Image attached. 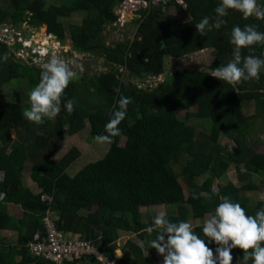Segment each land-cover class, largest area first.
<instances>
[{"label": "trees", "instance_id": "obj_1", "mask_svg": "<svg viewBox=\"0 0 264 264\" xmlns=\"http://www.w3.org/2000/svg\"><path fill=\"white\" fill-rule=\"evenodd\" d=\"M2 1L5 6H0V25L26 22L32 27L45 26L46 33L60 43L64 42L65 34L58 18L85 12L81 22L68 24L72 49L80 55L91 54L96 60L102 59L109 68L92 74L77 71L79 78L64 93L65 100L75 98V111L69 114L62 108L54 119L45 118L33 130H30L33 122L23 116V110L30 107L29 98L24 103L13 101L9 108L0 99V170L11 173L0 180V194L14 202L20 214L9 213L8 202L0 199V229L16 231L18 236L16 243H9L6 248L0 246V264H51L33 257L27 248L36 232L43 233L42 219L47 210L56 216V226L66 236L78 232L109 255L119 247L116 243L119 230L141 233L143 245L126 241L124 248L130 253L118 258L117 264H154L158 252L150 248L149 241L156 232L148 235L149 226L144 227L141 206L163 204L170 208L166 214L174 222H189L213 214L221 202L219 197L224 195L240 203L249 215L264 208L263 200L253 203L240 193L258 190L264 184V179L262 184L253 179L254 175L264 178V152H258L249 137L251 121L264 120V69L259 80L242 82L236 89L208 75L209 69L232 59L234 45L230 37L234 26L255 24L264 32V20L244 19L240 12L229 10L225 25L201 36L195 24L206 15L214 17V9L221 0H183L186 7L171 0L168 4H174L180 14L192 9L193 17L185 22L163 14L167 2L154 6L153 0H144L148 6L137 10L140 19L133 38L105 45L103 33L117 20L114 9L124 0H64L47 8L46 0ZM258 3L264 5V0ZM251 47V52L242 49V55L264 58V45ZM16 48L17 45L0 43V88L14 81L19 88L31 90L39 82L41 66L30 65L14 55ZM205 49L215 50V57L205 71L176 69L166 73L154 86L138 87L124 81V78L142 77L143 71L154 76L162 74L164 55L179 58ZM5 53L9 55L7 61L2 59ZM121 96L133 100L119 125L121 135L108 144L102 157L87 162L73 175L68 174L66 168L78 154L77 148L71 146L58 160L52 156L60 148L63 129L72 135L82 130L87 121L89 141L98 134H106L105 124ZM187 101L194 102L196 108L185 111L182 119L178 112L185 109ZM251 107L253 112L246 114ZM191 117L200 119L202 129L196 138L187 141L183 126ZM12 131L18 143L8 151ZM221 134L237 137L240 142L231 150L220 143ZM183 151L197 159V174L206 176L198 183L193 172L182 169L189 195H185L173 169ZM232 164L238 170L241 184L218 185V194L209 200L214 181ZM27 168L39 192L33 193L24 186L23 172ZM193 191L199 199H192ZM44 195L49 199H43ZM202 227L203 224L193 230L205 238ZM209 246L213 250L216 247L215 243ZM232 253L243 264L242 250L236 248ZM62 264L99 263L83 258Z\"/></svg>", "mask_w": 264, "mask_h": 264}, {"label": "clouds", "instance_id": "obj_2", "mask_svg": "<svg viewBox=\"0 0 264 264\" xmlns=\"http://www.w3.org/2000/svg\"><path fill=\"white\" fill-rule=\"evenodd\" d=\"M229 10L240 12L244 19L254 17L264 20V5L259 4L258 0H221L214 9V17L206 15L195 24L197 33L204 36L206 32L220 29L227 23L224 18L228 16ZM13 26L20 27L21 24ZM230 42L234 45L232 59L226 64L209 69L208 75L228 83L233 89L242 82L259 80L261 70L264 69V58L254 54L242 55V49L248 48L251 52V46L264 45V32L259 31L255 24H245L243 27L237 25L231 30ZM44 43L49 51L53 50L51 45ZM17 46L22 47L21 42ZM39 47L41 46L38 44L36 48L40 50ZM47 54L48 51L43 55H35ZM8 58V53L2 57L4 61ZM78 67L72 61L56 54L42 63L39 82L29 92L30 107L23 110V116L30 122L42 124L45 118L54 119L62 108L69 114L73 113L75 98L65 100L64 93L69 84L79 78L76 70ZM132 102L131 97L119 98L105 124L106 134L96 135L94 141L111 144L115 137L121 135L119 125L125 120L128 106ZM217 194L218 189H214L208 199L211 200L212 196ZM199 198L193 191L192 199ZM219 199L221 202L215 207L213 214L203 222L202 232L206 239L201 238L188 221L174 222L165 212L153 218L152 226L146 231L149 236L156 232L155 238L149 241L150 248H155L163 256V264H233L232 250L236 248L243 252V264H264V208L258 209L254 215H249L246 209L240 203L233 202L231 197L224 195ZM213 243L216 245L214 250L209 246ZM117 249L113 251V255L118 257L115 254Z\"/></svg>", "mask_w": 264, "mask_h": 264}, {"label": "rangeland", "instance_id": "obj_3", "mask_svg": "<svg viewBox=\"0 0 264 264\" xmlns=\"http://www.w3.org/2000/svg\"><path fill=\"white\" fill-rule=\"evenodd\" d=\"M64 0H46L45 8L50 7L52 5H59ZM141 0H128L127 3L120 5H117L115 7V12L118 14H121L123 18H121V23H118L116 25H111V28H106L104 31V38L103 42L105 45H112L117 42H126L127 40H131L133 36L136 34L138 23L140 19V15L133 12L132 5H135V8H138L142 6L143 8L146 7V5L143 4H137L140 3ZM167 2V5L163 8V14H171L173 18L179 22H185L190 20L193 17V11L191 8H189L185 13H178L175 9L174 4H168L171 2V0H165ZM176 3L181 4L183 6L187 5L183 0H174ZM157 1H155L156 3ZM5 6L3 4V1L0 0V6ZM140 7V8H142ZM85 12H76L72 13L68 17H59L58 21L63 25L64 27V34H65V40L63 43H60L57 41V39L53 36H48L46 33L45 26L41 27H32L31 25H28L26 22L21 23L20 29H23V31L26 34H29L31 37L30 40H32L36 46L41 45V43L46 42L49 45H51V48L53 50L48 51V54L46 55L47 60L53 55L56 54L62 58H65L69 61H72L74 64L78 65L79 67L76 69L80 73H86V74H92L94 71H100L104 69H108L109 65L105 64L102 59H95L94 55H80L73 51L71 46V40L68 34V24L70 22H81V20L85 17ZM23 24V25H22ZM20 25V24H19ZM5 25H0V28L4 27ZM11 33V32H10ZM8 38H11L13 34H10ZM8 35V34H7ZM13 39V38H12ZM13 42L8 43L9 45H12ZM7 44V45H8ZM8 45V46H9ZM20 51V50H19ZM44 51V50H43ZM215 57V50L214 49H205L199 52H195L189 55H184L179 58H172L170 56L164 55L163 60V68L164 72L161 75H165L168 72H172L176 69H182V68H197L201 70H207L208 65L211 63V61ZM47 60L40 59L37 64L30 63V65H37L41 66L42 63L46 62ZM162 77V76H161ZM160 76H149V75H143L142 77L135 76L132 78H124L125 82L130 81V83H133L137 85L138 87H145V86H154L155 83L159 80ZM0 99L4 107L9 108L10 103L16 100L21 101L22 103L26 102L29 98V92L31 90H27L26 88H19L17 84L13 81L9 83L5 87L0 88ZM196 108V104L191 101H187L186 107L184 110L178 112V116L182 119H184V113L185 111L194 110ZM254 110L253 107L246 110V114L252 113ZM253 123V126L250 131V144L253 145L258 152H264V120L257 119L251 121ZM35 126V123L31 126L30 130H33ZM202 129L201 121L199 118L191 117L187 119V123L183 126V132H184V138L185 140H190L192 138H196L198 136V132ZM89 132V125L86 121L85 127L70 135L66 132V129H63L62 132V141L60 144V148L53 152V158L55 160H58L63 154H65L71 146H75L78 150V154L76 155L75 159L72 161V163L66 168V171L68 174L73 175L77 170H79L84 164L90 161H94L104 155L106 150L108 149V143H98L94 140L89 141L87 139ZM12 140L10 141V144L8 146V151L13 147V145L17 144V140L15 137L14 131L11 133ZM219 141L222 145H226L229 147V149L233 150L238 143L240 142L239 138H230L226 136L225 134H221L219 137ZM196 163L197 159L190 157L188 154H186L184 151L181 154V158L178 162L173 164V169L176 172V174L179 177V183L182 186L185 195L191 194L190 191L187 188V185L185 184V180L182 175V169L187 168L191 172L195 174V180H197L198 183H201L206 178L205 175H199L196 172ZM10 171L8 170H0V180H4L7 177L10 176ZM23 180H24V186L27 187L31 192L36 193L39 192V188L37 187L36 183L31 180L29 175V169H25L23 172ZM197 174V175H196ZM256 182H259L262 184L263 177L254 175L253 178ZM228 182H234L237 185H240V179H239V173L236 169L235 165L232 164L228 171L219 179H216L213 183V189H217L218 185H224ZM242 195L248 196L253 203H257L260 200L264 201V184H262L261 188L258 190H251V191H241ZM2 196L0 194V199L4 200V202H8L7 204V210L9 213L16 214L17 216L19 214V208L11 201H9L8 198ZM95 206L92 208L94 209ZM169 210L170 208L164 206V205H151V206H141L140 212L142 214V221L146 226H150L153 224V218L161 213ZM211 214H206L203 218L198 219H190L189 222L192 224L193 229L203 224L204 220L208 218ZM2 240L0 245L1 247L6 248L7 245L13 244L17 242L18 236L15 232L11 233L9 231L5 232L3 230H0V240ZM142 237L141 233H133V232H125V231H118L116 233V243L119 246V248H123L126 241H133L139 246H142ZM144 253L147 254L146 249L143 248ZM115 254H119L115 252ZM233 254V264H239L238 258L234 253ZM148 255V254H147ZM157 257V264H163V256L158 255ZM154 263V264H155Z\"/></svg>", "mask_w": 264, "mask_h": 264}, {"label": "built area", "instance_id": "obj_4", "mask_svg": "<svg viewBox=\"0 0 264 264\" xmlns=\"http://www.w3.org/2000/svg\"><path fill=\"white\" fill-rule=\"evenodd\" d=\"M127 1L128 0H124L122 3L125 4ZM155 1L157 2L155 3ZM159 2L165 3L166 1L153 0L151 4L155 6ZM137 4L146 5L145 8L148 6V3L144 0H141L140 3ZM140 7L139 9H145ZM132 9H135L133 12L137 14L138 8H135V5H132ZM114 13L117 16V20L112 25L121 23V18H123V16L116 13L115 10ZM9 33L13 34L11 38H8ZM25 35L26 33L23 31V29L13 25H5L4 27L0 28V43H5L7 45L8 43L13 42L12 45H8L15 46L21 42L22 47L17 46V48L14 50V55L28 61L29 63L37 64L40 62V59L47 60L46 56L35 55L36 53L43 55L49 51V49L46 48L45 43H41V47H39L41 49L38 50L36 45L34 46L35 43L30 40V38L27 40ZM158 76H160L158 81H161L163 79V77H161L162 75ZM47 198L49 199V196H43V199ZM55 220L56 216L53 215L50 210H47L45 216L42 219L44 230L43 233L41 234L36 232L33 238L27 243L28 251L33 257L48 260L51 262V264L74 262L83 258L94 259L99 264H117L118 257L113 254L109 255L105 253L98 245L94 243L93 240L84 238L78 232H71L68 236H66L62 230L57 228Z\"/></svg>", "mask_w": 264, "mask_h": 264}, {"label": "crops", "instance_id": "obj_5", "mask_svg": "<svg viewBox=\"0 0 264 264\" xmlns=\"http://www.w3.org/2000/svg\"><path fill=\"white\" fill-rule=\"evenodd\" d=\"M4 195V193L2 194V196ZM159 205H163V204H159ZM151 206V205H150ZM210 214V213H209ZM144 227H147L146 225L144 226ZM0 230H3V231H5V232H7V231H9V232H11V233H13V232H15L16 234H17V232L16 231H13V230H9V229H0ZM119 231H124V230H119ZM125 232H128V231H125ZM135 243V242H134ZM117 250H119V252H120V254H117L118 255V257L120 258L123 254H127V255H129V250L128 249H126V248H118ZM117 252V251H116ZM159 255V253L157 254V257H159L158 256ZM157 262V261H156ZM155 264H157V263H155Z\"/></svg>", "mask_w": 264, "mask_h": 264}, {"label": "water", "instance_id": "obj_6", "mask_svg": "<svg viewBox=\"0 0 264 264\" xmlns=\"http://www.w3.org/2000/svg\"><path fill=\"white\" fill-rule=\"evenodd\" d=\"M29 37V35L27 34L26 35V38H28ZM161 44L163 45V42H161ZM179 70H181V69H179ZM142 75H152V72H150V71H143L142 72ZM163 78H164V76H163Z\"/></svg>", "mask_w": 264, "mask_h": 264}, {"label": "bare ground", "instance_id": "obj_7", "mask_svg": "<svg viewBox=\"0 0 264 264\" xmlns=\"http://www.w3.org/2000/svg\"><path fill=\"white\" fill-rule=\"evenodd\" d=\"M117 253H119V254H120L119 250H117Z\"/></svg>", "mask_w": 264, "mask_h": 264}]
</instances>
